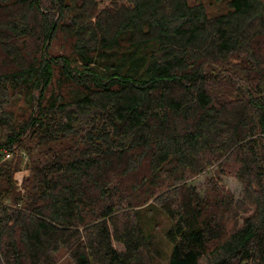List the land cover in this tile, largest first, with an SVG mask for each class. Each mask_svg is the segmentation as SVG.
<instances>
[{
  "label": "trees",
  "instance_id": "trees-1",
  "mask_svg": "<svg viewBox=\"0 0 264 264\" xmlns=\"http://www.w3.org/2000/svg\"><path fill=\"white\" fill-rule=\"evenodd\" d=\"M158 211L264 264V0H0V264H154Z\"/></svg>",
  "mask_w": 264,
  "mask_h": 264
},
{
  "label": "rangeland",
  "instance_id": "rangeland-1",
  "mask_svg": "<svg viewBox=\"0 0 264 264\" xmlns=\"http://www.w3.org/2000/svg\"><path fill=\"white\" fill-rule=\"evenodd\" d=\"M212 170L207 171L203 175L195 178L193 184H204L206 176H210ZM28 175L27 170L18 171L16 173L17 181H23ZM21 181V182H22ZM221 184L231 191L236 198H239L242 193V185L233 176H223ZM142 226L144 228L147 238L151 242L154 264H168L171 252L173 250V243L167 237V231L171 226V221L165 214L160 211L155 214L148 215L142 219ZM62 263L69 262L67 255L62 254L59 256Z\"/></svg>",
  "mask_w": 264,
  "mask_h": 264
},
{
  "label": "built area",
  "instance_id": "built-area-1",
  "mask_svg": "<svg viewBox=\"0 0 264 264\" xmlns=\"http://www.w3.org/2000/svg\"><path fill=\"white\" fill-rule=\"evenodd\" d=\"M6 157L9 158V157H10V154H9V153L6 154ZM21 181H22V180H21ZM21 181L19 180V184H20V185H21V183H22Z\"/></svg>",
  "mask_w": 264,
  "mask_h": 264
}]
</instances>
